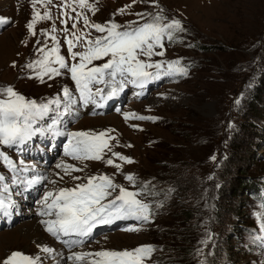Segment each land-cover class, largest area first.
Returning a JSON list of instances; mask_svg holds the SVG:
<instances>
[{"label": "rangeland", "instance_id": "obj_1", "mask_svg": "<svg viewBox=\"0 0 264 264\" xmlns=\"http://www.w3.org/2000/svg\"><path fill=\"white\" fill-rule=\"evenodd\" d=\"M65 3L68 6H64ZM89 3L95 7V12L82 9L71 0L36 4V10L41 14L48 11L52 19L39 21L33 36L26 27L33 13L31 0H0V17L8 20L7 24H0V86L10 85L37 103L62 97L64 87L78 97L69 75L53 79L45 77L41 82L29 78L31 70L25 65L41 56L37 49L45 42L49 48L53 46L51 36L43 30H51L54 25L57 30L52 34L60 41V54L66 59L70 58L62 29L71 28L75 23L77 27L71 31L76 36L91 33L89 39H94L102 35L85 27L83 17L78 20L69 18L80 12L91 23L99 24L110 20L120 25L130 21L143 23L135 13L161 10L167 19L180 20L185 31L176 33L178 41L165 44L164 55L154 56L152 61L180 58L181 64L187 66V75L173 77L151 90L148 87L143 93L133 91V87H139L128 84L111 100L103 101L97 97L99 105L105 102V107L84 106L78 101L71 106L70 113L61 117L62 123L57 126L61 132H107L105 139L114 138L109 140L112 151L131 157L133 163L111 156L107 149L104 150V160H73L64 154V145L68 143L66 135L52 136L57 144L54 152L49 151L51 144L43 134L34 136L32 147L25 151L23 145L13 148L0 145V150L16 161L18 167L20 160L25 165L34 166L29 172L22 173L21 178L46 177L32 188L37 196L34 201L20 199L17 203L23 218L13 227L0 230V264L13 251L28 255L40 253L42 256L34 239L19 230V225L29 220V210L35 215L40 231L49 238V244L57 246V252L65 257L68 255V249L44 230L40 223L44 217L37 214L38 201L46 190L72 187L81 182L64 176L63 169L56 167L61 161L83 168V171L72 173L82 180L90 175L105 174L130 190L148 182L152 193L140 197L150 204L149 222L118 220L100 226L83 248L77 247L74 251L122 250L153 245L155 251L145 264H172L173 258L176 263V259L185 257L188 264H201V261L204 264H264V247L253 241L258 231L255 213H264V201L246 194L252 188L264 191V0H158L156 5L132 4V0H89ZM129 4H132L130 9L123 14L117 13V9ZM62 12L68 15L62 16ZM61 20H66L67 24ZM74 44V52L85 50L83 40L79 43L74 40ZM107 59L93 61V65ZM130 99L134 101L127 102ZM123 105L125 110L121 111ZM124 113L157 119L130 117L126 120ZM213 156L215 160L211 159ZM107 158L122 165L121 169L117 171L108 165ZM192 164L195 165L191 169ZM184 166L189 185H192L191 176L195 183L191 190L194 187L200 190L198 203L191 190L184 193L174 190L172 175ZM54 168L59 175H55ZM128 173L135 175V186L125 180ZM0 175L10 182L13 173L0 162ZM19 190L13 186L11 194ZM192 204L200 213L193 219ZM182 217L183 226L178 227L177 222ZM132 222L137 226L133 228L139 230H126L132 228ZM178 235L188 242V245L184 244L187 249L184 253L174 250ZM209 236L211 239L207 245L202 244L201 241ZM44 264L68 262L62 259L56 262L47 257Z\"/></svg>", "mask_w": 264, "mask_h": 264}, {"label": "snow or ice", "instance_id": "obj_2", "mask_svg": "<svg viewBox=\"0 0 264 264\" xmlns=\"http://www.w3.org/2000/svg\"><path fill=\"white\" fill-rule=\"evenodd\" d=\"M78 3L83 8H89L93 12L95 7L89 0H71ZM137 2L151 3L156 5L158 0H132V4ZM33 13L31 20L26 27L29 33L36 35V24L39 21L51 20L48 11L41 14L36 10V4H51L52 0H31ZM132 4L125 5L117 9V13L123 14ZM64 6H68L65 3ZM75 11V9H73ZM62 16H67V12H62ZM144 22L130 21L128 24L120 25L114 21L105 24L91 23L83 12L70 16V19L78 20L83 17L85 27H90L102 35L89 39L91 33H82L76 36L72 29L77 25L73 23L71 28H64V42L68 45L69 58L60 54V41L56 35L55 25L51 30H43L46 35L51 36L52 47H48L45 42L37 49L41 56L25 65L31 70L29 78L39 79L44 82V78L53 79L61 75H69L75 83V92L68 87L62 89V97L57 96L47 102L37 103L29 100L22 94L15 91L12 86H0V145L9 148L18 147L29 142L37 134L47 132L52 136L66 135L68 143L64 145L65 156L73 160H104V150L111 152V156L118 157L126 163H133L131 157L122 155L120 152L112 151L109 146L107 132H61L58 125L62 123L61 117L71 112V106L78 101L84 106L94 104L101 106L96 99L108 101L122 92L128 84L143 88L148 82L157 80L161 74L166 77L186 76L187 66L181 64V59L170 61H152L154 56L164 55V43L177 42L176 33L184 32L185 29L180 20L167 19L162 15V10L153 12L135 13ZM7 18L0 17V24H7ZM61 23L67 24L66 20ZM70 33V36H69ZM84 41V51L74 52V44ZM40 44V41H37ZM161 49L157 51V49ZM108 59L98 65H93V61ZM144 57L145 59H141ZM77 58H79L77 60ZM71 61V62H70ZM89 65H92L89 67ZM155 69V72L149 71ZM103 85L104 87H99ZM239 104V100L236 101ZM52 105H56L55 108ZM61 106L62 109L61 110ZM119 111V109H117ZM50 113L51 122L45 128L36 125L48 117ZM125 119L130 117L140 120H155L156 117L140 116L135 113H124ZM136 127V125H134ZM231 127V125H229ZM215 160L216 157H211ZM0 162L9 168L13 176L10 182L0 175V213L8 214L15 207V202L11 199L12 187L28 190L41 184L46 177L36 175L31 178H21L22 173H27L34 169L32 165H25L23 160L17 162L0 150ZM108 165L114 166L117 171L122 167L116 164L112 158L105 161ZM62 168L64 176L70 177L75 183L72 187H60L46 190L38 201L40 207L37 214L44 217L40 223L44 230L68 249V255L56 253V250L47 245H37L44 257L37 253L28 255L21 251H13L3 259L2 264H44V259L52 257L54 253L68 264H145L155 251L153 245H140L134 249H100L97 251H74V248H83L85 242L93 236L94 230L100 226L110 225L118 220H135L138 222H149L151 218L150 204L141 199V196H148L152 193L148 189V182H144L133 190L123 185L116 184L114 180L105 174L90 175L84 177L73 176L76 171H83L74 164L61 161L56 165ZM59 175V174H57ZM211 179V177H209ZM61 179H64L62 176ZM125 180L133 186L136 185L135 175L128 173ZM55 184V181H51ZM258 220V231L253 236V241L260 247H264V213H255ZM128 231L139 230L129 228ZM75 237V238H73ZM201 241L207 245L208 240ZM201 264H204L201 261Z\"/></svg>", "mask_w": 264, "mask_h": 264}, {"label": "trees", "instance_id": "obj_3", "mask_svg": "<svg viewBox=\"0 0 264 264\" xmlns=\"http://www.w3.org/2000/svg\"><path fill=\"white\" fill-rule=\"evenodd\" d=\"M167 43H173V42H169L168 40L165 42V44ZM164 44V45H165ZM174 59V58H173ZM176 60V59H175ZM179 76H175L174 78H177ZM195 164H192L191 166V169L192 167H194ZM174 172V171H173ZM187 172L185 170V166L183 167V169L179 168L177 171H175L172 175V180H173V186L175 187L174 190L176 191H179L184 193L185 191H190L191 190V186H195V183H194V180L192 179V176H191V184L192 185H189V181L190 180H187ZM179 186V187H178ZM191 193L192 195L196 198L194 201L198 203L199 199H200V190L196 187H194V189L191 190ZM246 194H248L251 198H258L261 202L264 201V191L263 189H256L254 190V188H252L251 190H247L246 191ZM181 198H184L181 196ZM196 204V203H195ZM195 204H192L191 205V219L193 218H196V217H199L200 213H199V209L197 207H195ZM181 206L179 205L178 208H180ZM181 215L177 216V217H181ZM185 218L187 219H190V217L188 216H185ZM182 220H179L177 222L178 224V227L180 226H183V217L181 218ZM186 228V227H185ZM180 231V229H179ZM191 232H192V229H191ZM176 240V244H177V247L174 248V250H177L179 252H185L184 250H187L185 247H184V244L188 245V242L186 240L185 237H182V236H177L175 237ZM176 263L175 262V258H173V260L170 262L172 264H188V258H180V259H176Z\"/></svg>", "mask_w": 264, "mask_h": 264}, {"label": "bare ground", "instance_id": "obj_4", "mask_svg": "<svg viewBox=\"0 0 264 264\" xmlns=\"http://www.w3.org/2000/svg\"><path fill=\"white\" fill-rule=\"evenodd\" d=\"M54 171H55L54 172L55 175H57L59 173V171L57 170V168H54ZM36 189H37V187H36ZM27 212L29 214H31V216H30L29 220L26 223H24V224L22 223V225L21 224L19 225V230H21L22 233H24V235H26L30 239H34L36 248H37V245H47V246L55 249L56 250V253H59V252H57V250L59 248H56L57 246H51L49 244V242H48V239L49 238L43 232L40 231V225H39L37 219L34 217L35 215H33L31 213V210H29ZM43 255H45V254H42V256ZM53 255L55 256V259L54 260L56 262H58V259H60V258H58V256L55 253Z\"/></svg>", "mask_w": 264, "mask_h": 264}]
</instances>
